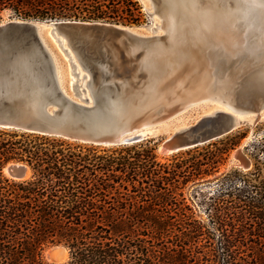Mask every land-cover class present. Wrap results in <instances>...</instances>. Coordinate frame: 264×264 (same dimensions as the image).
I'll use <instances>...</instances> for the list:
<instances>
[{
	"label": "trees",
	"instance_id": "16d2710c",
	"mask_svg": "<svg viewBox=\"0 0 264 264\" xmlns=\"http://www.w3.org/2000/svg\"><path fill=\"white\" fill-rule=\"evenodd\" d=\"M116 3L0 0V14L115 19ZM150 143L98 153L62 138L0 129V264H47L42 250L49 242L69 250L58 264H264V142L262 161L257 156L247 171L226 173L208 197V223L178 189L192 175L216 171L235 142L195 146L186 151L200 147L202 158L171 166L157 160ZM8 162L27 164L31 175L5 176Z\"/></svg>",
	"mask_w": 264,
	"mask_h": 264
},
{
	"label": "water",
	"instance_id": "95a60500",
	"mask_svg": "<svg viewBox=\"0 0 264 264\" xmlns=\"http://www.w3.org/2000/svg\"><path fill=\"white\" fill-rule=\"evenodd\" d=\"M152 1L162 15L164 0ZM189 3L207 16L209 28L234 25L239 31L247 30L249 38L253 33L247 29L244 13L263 18L247 0ZM177 13L184 18L182 9ZM201 33L209 36L205 27ZM252 38L247 49L229 54L208 39L197 41L192 33L174 43L166 32L145 35L130 26L97 20L22 18L0 22V129L103 147L133 144L159 131H170L157 145L162 154L208 143L241 126L256 125L264 116V45ZM51 43L59 45L60 51L56 50L62 58L68 57L65 61L72 70L67 75L76 76L74 93L87 87L91 102L63 91L58 67L63 61ZM72 57L88 75L85 87L80 88ZM148 58L154 60L153 65L147 63ZM197 61L200 70L194 71L190 66ZM201 71L208 80L204 97L218 98L220 89V99L233 109L206 113L169 130L163 119L200 98ZM234 111L249 114L237 117ZM144 123L151 128L142 135ZM234 157L239 167L250 169V159L242 148L234 151ZM7 169L17 180L28 178L30 170L22 162H10Z\"/></svg>",
	"mask_w": 264,
	"mask_h": 264
},
{
	"label": "rangeland",
	"instance_id": "374dc122",
	"mask_svg": "<svg viewBox=\"0 0 264 264\" xmlns=\"http://www.w3.org/2000/svg\"><path fill=\"white\" fill-rule=\"evenodd\" d=\"M130 1L135 2L136 4L135 6L137 7L131 5ZM113 6H116V8H118V11L120 13L119 16H117L115 19L108 18V19H78V20H86V21L87 20H97V21L111 22V23H116L118 25H122V26H130V27H133L134 29L139 28L140 32L148 34V35L155 34V33L150 34L151 31L150 29H148V26H146L150 22V17L147 15L146 11L144 10L141 0H118V3L114 4ZM154 16L161 24L162 19H161L160 13L156 12L154 13ZM11 19H22V18L13 15L9 10H4L1 12L0 22H7ZM142 25H145V27L144 26L142 27ZM163 27H164L163 25L160 27L159 34H162L164 32L165 29ZM63 62L60 64L62 67L61 68L62 71L64 70ZM123 65H127V63L124 62ZM86 90L88 92V88H86ZM70 92L72 94L71 89H70ZM74 98H77V96H75ZM216 104L219 105L220 103L215 100H210V99L197 101L189 105L188 107H186L184 110L179 111L174 116L165 119L167 123V127L169 130H171L173 127L180 126L184 123L185 124L192 123L194 122L195 118L203 114H206V111L213 108V106ZM169 132L170 131H159L157 133H154L153 135H150L149 138H147V139H151L150 145H154L157 160L160 163H164L167 166H171V164L177 161H180L182 159L187 160L188 158H191L192 156H197L198 158L203 157V153L205 152V150L201 149L200 147L198 148V150H195V151L191 150L187 152L186 151L187 149H185V150H180V151L170 153V154H161L157 150V145L161 142V140L165 136L169 134ZM220 138H223L224 140L228 142L234 141L235 144L228 150V152H226V154L223 155L225 159L221 163H219L216 171L209 173V174H199L197 176L192 175L189 179H187L185 183L183 184L181 183L180 184L181 187L178 189V191L182 193L186 204H188V206L193 210L196 217L200 219L201 221L207 222V223H208L207 214L212 210L209 204L210 199H208V197L215 195L214 192H216V189L219 187L222 177L226 173L232 172L235 169L241 170L242 172L247 171V169H243L238 166L239 161L234 157V151L237 148L243 149L244 153L250 159V162H251L250 168H252L253 163L256 161L257 156H260V161H262L261 149L264 146V144L262 146V143L264 142V118H262L256 125L241 126ZM145 140H142L140 142H143ZM214 140H211V141H214ZM74 143H77V142H74ZM136 143H139V142H136ZM78 144L97 147L98 153H103L102 149H108V148L115 149V148L122 147V146L132 145V144H125V145H117V146H111V147H103V146L89 145L85 143H78ZM263 150H264V147H263ZM109 152L110 151H108V153ZM8 163H6L5 165H7ZM181 169H184V166H182ZM2 173L5 176L11 178L7 173H5L3 169H2ZM30 175H31V172L29 176ZM64 248L66 250L63 256L62 251L64 250ZM57 250L61 251V255L59 256V258L56 259L54 257V254ZM48 252L50 253V256L48 255ZM42 259L47 264L62 263L69 259V250L62 243L49 242V243H46V245H44L43 247Z\"/></svg>",
	"mask_w": 264,
	"mask_h": 264
},
{
	"label": "bare ground",
	"instance_id": "6f19581e",
	"mask_svg": "<svg viewBox=\"0 0 264 264\" xmlns=\"http://www.w3.org/2000/svg\"><path fill=\"white\" fill-rule=\"evenodd\" d=\"M151 1V2H150ZM249 2V4L258 12L262 15L263 18H261L260 16H258V14H254V15H250L249 11H246L244 13V19L246 21L247 24V29L252 32L253 34L249 35L247 34V30L245 31H239L238 28L234 25H218L219 27H215L214 29L209 28V23H208V18L207 16H204L200 13H198L195 9H193L192 7L189 6V0H164L165 2V11H163V14L161 15V19H162V23L160 24L159 21L156 19V17L154 16V13H156L157 11L155 10V5L153 3L152 0H141L142 5L144 7V10L147 12L151 13L150 16V22L146 25L148 26V29H150V34H159V29L160 27L163 25L164 27V32H166L168 34V37L173 40V42L175 43V40H178L177 38L184 36L185 34L188 33H192L193 37L199 41V40H206L208 39L210 41V43L214 46V47H222L224 49V51L226 53L229 54H235L238 51L241 50H245L249 47L250 45V39L252 38V41L262 44L264 45V4L260 3L259 0H255V2H253V0H247ZM182 9V14L184 16V18L180 19L178 16L177 11ZM161 21V20H160ZM161 25V26H160ZM145 27V25H142V27ZM231 26V27H230ZM201 27H205L208 31L209 36L205 37L203 36V34L201 33ZM133 30L137 33H141V34H145L140 32L139 28L134 29ZM256 30V31H255ZM163 32V33H164ZM50 33V31L48 32V34ZM184 34V35H183ZM148 35V34H145ZM62 42L64 43V41L62 40ZM178 42V41H177ZM59 49V45H57V43H51V49L53 51H55V53H57V55L60 56L59 52L56 49ZM72 55V54H71ZM61 59L64 61V70H61V74H60V82H61V87L63 89L64 92H66L69 96L74 97L77 96V98H83V97H87L88 101L91 102L92 98L91 95L89 93V89L88 92L86 90L87 87H85V81L88 78V75L80 69V66L78 63H76V61L74 60V57H72V60L76 63V70L79 72V84H80V88L85 87L84 90L80 91L78 93V95H76L74 93V90L72 88V84L76 81V76L71 74L70 75L68 73V70H72V67L70 65V63H67L65 61V59H68V57L66 55H64L62 58V56H60ZM148 64L153 65L154 60L152 58H148L147 60ZM201 63V62H200ZM199 61L194 62V64H192L190 67H192L191 69L194 71L200 70L199 69V65H200ZM59 69H61V65L58 64ZM175 69V68H174ZM173 69V74H174V70ZM199 73V87H197V91L198 94L201 95L200 98H198V100L192 101V102H187L183 105V107L181 109H176L172 110L171 113L168 115L167 118L174 116L176 113H178L181 110H184L186 107H188L189 105L200 101V100H205L206 98L204 97V95L207 96V85H208V80H207V76L201 72ZM196 74V72H195ZM68 77L69 80H68ZM174 77V76H173ZM69 81V83H68ZM69 84V85H68ZM70 89L72 91V94L70 92ZM218 91L216 92V96L218 98H214L213 100L219 102V105H214L213 108L209 109L208 111H206V113H213L216 110L222 109V110H226V111H231L233 109L232 105L228 102V101H222L220 98V89H217ZM210 93H208L209 95ZM212 100V99H211ZM113 107H115L114 102H112ZM263 113H264V109ZM235 115L237 117H242V116H248V112H236L234 111ZM264 118V116H263ZM165 120V119H163ZM150 123H144L142 126V130L141 133L142 135H144L145 133H147L148 131H150L149 125ZM186 124H182L180 126H176V128H181L184 127ZM167 126V125H166ZM248 139V138H247ZM244 144V143H243ZM161 153V152H160ZM162 154V153H161ZM9 164V163H8ZM3 170L5 171V173H7L9 176V172L7 169V165L4 166ZM30 174V170H28L27 172V176L28 177ZM64 247V246H63ZM65 248L62 251V254L64 256L65 253ZM53 253V252H52ZM48 255L50 256V253L48 252ZM61 255V251L57 250L54 254V257L57 259L59 258V256ZM52 256V255H51ZM63 258V257H62Z\"/></svg>",
	"mask_w": 264,
	"mask_h": 264
},
{
	"label": "snow or ice",
	"instance_id": "6c2138e0",
	"mask_svg": "<svg viewBox=\"0 0 264 264\" xmlns=\"http://www.w3.org/2000/svg\"><path fill=\"white\" fill-rule=\"evenodd\" d=\"M255 2V0H253ZM260 3L264 4V0H259Z\"/></svg>",
	"mask_w": 264,
	"mask_h": 264
}]
</instances>
